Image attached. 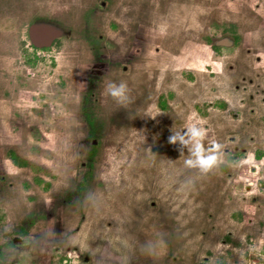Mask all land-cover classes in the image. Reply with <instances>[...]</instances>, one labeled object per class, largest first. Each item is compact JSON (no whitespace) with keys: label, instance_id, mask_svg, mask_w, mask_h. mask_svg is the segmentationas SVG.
Listing matches in <instances>:
<instances>
[{"label":"rangeland","instance_id":"374dc122","mask_svg":"<svg viewBox=\"0 0 264 264\" xmlns=\"http://www.w3.org/2000/svg\"><path fill=\"white\" fill-rule=\"evenodd\" d=\"M0 264H264V0H0Z\"/></svg>","mask_w":264,"mask_h":264},{"label":"clouds","instance_id":"9594fccd","mask_svg":"<svg viewBox=\"0 0 264 264\" xmlns=\"http://www.w3.org/2000/svg\"><path fill=\"white\" fill-rule=\"evenodd\" d=\"M106 91L113 97L118 99L120 102L127 100L128 88L124 82L120 84L109 83L106 87ZM184 135L189 137V140H185L184 136L180 133H173L169 137V143L175 144L179 138L181 143L187 144L189 142L193 143V148L190 149L192 155L195 156V160L189 159L185 163L189 167H199L204 171H208L216 166L217 156L216 155H206L205 149L202 144L206 136V130L202 127H197L195 124H189L184 132Z\"/></svg>","mask_w":264,"mask_h":264},{"label":"water","instance_id":"95a60500","mask_svg":"<svg viewBox=\"0 0 264 264\" xmlns=\"http://www.w3.org/2000/svg\"><path fill=\"white\" fill-rule=\"evenodd\" d=\"M57 36L58 35L54 30L48 28L33 26L29 30L30 43L35 48L44 49L51 46Z\"/></svg>","mask_w":264,"mask_h":264},{"label":"trees","instance_id":"16d2710c","mask_svg":"<svg viewBox=\"0 0 264 264\" xmlns=\"http://www.w3.org/2000/svg\"><path fill=\"white\" fill-rule=\"evenodd\" d=\"M32 48H34V47H32ZM84 115L86 117L88 125L91 127L90 136L92 138H94L95 137L94 136L95 135V127H93L94 126L93 120H92V118H90V114L88 113V111H84ZM91 148H92V152L94 153L96 150V146L94 144H91ZM93 153L91 154V156L93 155ZM8 159L13 163V165H15L19 168H26L29 166L28 162L20 159L14 151H10L8 153ZM38 181L41 182V180H38Z\"/></svg>","mask_w":264,"mask_h":264},{"label":"flooded vegetation","instance_id":"af4514ba","mask_svg":"<svg viewBox=\"0 0 264 264\" xmlns=\"http://www.w3.org/2000/svg\"><path fill=\"white\" fill-rule=\"evenodd\" d=\"M30 40V39H29ZM30 45L32 46V47H34L31 43H30ZM35 48V47H34Z\"/></svg>","mask_w":264,"mask_h":264}]
</instances>
